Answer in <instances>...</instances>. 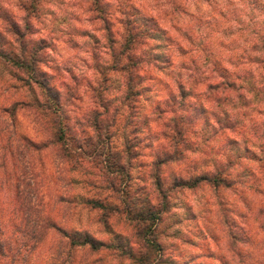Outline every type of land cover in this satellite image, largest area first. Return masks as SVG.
I'll return each instance as SVG.
<instances>
[{
    "label": "rangeland",
    "instance_id": "obj_1",
    "mask_svg": "<svg viewBox=\"0 0 264 264\" xmlns=\"http://www.w3.org/2000/svg\"><path fill=\"white\" fill-rule=\"evenodd\" d=\"M98 1L100 4L94 0H0V37L15 47L20 35L31 44L29 50L40 49L37 66L58 95L62 122L68 128L66 136L75 138L68 142L69 147L83 150L74 158H64L51 144L50 129L36 116L37 111L17 109V134L38 144L47 141L46 149L31 159L40 196L45 202L64 192L79 193L94 200L105 199L120 209L130 200L146 208L149 200L161 210V194L151 172L158 159L173 158L168 160L173 163L160 167L162 191L169 198L155 231L160 253L152 258L158 261L160 257L158 264H264V228L259 227L264 216L261 222L255 221V210L264 203V163L260 170L257 163L241 159L244 178L240 193L220 189L215 194L203 184L194 190L172 189L178 178L211 172L212 160L222 161L221 155L236 157L245 145L240 141L252 140L256 128V136L264 133V115L254 111L255 105L231 115L241 123L230 133L215 123L212 113L222 114L231 105L214 109L213 102L203 96L206 84L212 81L210 71L222 67L207 65L205 60L214 63L224 55L236 54L232 42L241 34L230 18L241 17L244 26L250 22V17L256 16L251 0ZM259 5L264 15V0ZM124 8L135 10L136 25L125 24ZM231 11H235L233 16ZM129 32L137 36L131 50L125 51ZM131 74L133 89L128 90ZM12 75V69L0 62V86L13 85L0 93L5 106L31 102L30 92L39 96L37 87L30 90ZM179 83L186 89L183 99ZM96 114H101L98 131L93 125ZM173 116L181 134L173 130ZM126 146L132 158L124 169L129 176L121 180L127 179V185L123 194H111L105 181L116 170L110 164L112 155L121 154L123 163L129 160L124 153ZM26 166L23 163V168ZM24 181L30 183L26 177ZM114 182L119 186V174ZM62 213L69 219L64 222L67 228L87 231L105 241L115 235L121 242L129 238L135 250L145 246L123 214L110 217L105 229L97 220L101 212L91 207L72 204L63 207ZM10 245L14 261L0 264H63V259L64 264L120 262L115 251L92 253L87 248L70 250L65 260L63 253L67 251L59 249L51 237L34 250L22 247V243Z\"/></svg>",
    "mask_w": 264,
    "mask_h": 264
},
{
    "label": "trees",
    "instance_id": "obj_2",
    "mask_svg": "<svg viewBox=\"0 0 264 264\" xmlns=\"http://www.w3.org/2000/svg\"><path fill=\"white\" fill-rule=\"evenodd\" d=\"M94 2L99 3L98 0H94ZM259 2L260 0H251V3H249L251 10L256 13V16H251L250 22L245 24V26L242 25L243 22H240L242 21L241 17L237 18L239 22L233 17L230 18L231 21L238 25L237 33L241 34L238 40L236 39L232 42L236 45V54L224 55L218 59V62L214 63L209 62V59L205 60L207 65L215 67L220 64L222 66L220 70L214 68L210 71V74H213L214 77L210 75L212 81L206 84L203 96L206 101L213 102L214 109H220L223 104L226 106L231 105V109L229 111L222 110V114L212 113L215 123L223 126L222 129L228 130L230 133H235L241 123L237 118L231 119V115L240 109L245 110L250 105H255L256 109L254 108V111L260 113L259 115H264V15L260 12L263 6L260 7ZM234 12L231 11V16L234 15ZM121 13L126 25L137 24V15L134 14V9L124 8ZM222 16H230V13H222ZM4 18L6 17L4 16ZM102 21L106 23L103 18ZM129 33L123 44L125 51L131 50L130 47L134 44V37L135 35L137 36V34L134 35L132 32ZM249 34H251L250 38L243 41V38ZM17 36L15 47H13L12 42L0 37V62L12 69V77H14L15 81L24 82L30 90L33 85L37 87L40 97L35 92H30L33 100L25 104L22 102L24 106L20 103H15L9 107L5 106L6 104L3 101H0V261H9L10 263L14 261V257L11 254L12 245H10L12 242L20 245L22 243V247L34 250L38 245L44 243L47 237H51L59 249L67 251V254L63 253L65 260L68 259L70 250L87 248L92 253H99L105 250L115 251L120 264L125 261L128 264H158L160 257L158 261L156 257L157 255L159 256L161 248L156 240L155 231L162 221L161 214L166 210L169 198V194H164L162 191L163 180L160 167L167 163H173L172 161L168 162V160L173 158L158 159L153 164L154 168L152 171L154 172H151L152 181L159 196L161 194V204H159L161 210H156L149 200L145 202V205L147 204L146 208L138 207L135 202L130 200L123 202V208L120 209L117 205L108 204L105 199L94 200V198L84 194L70 195L65 194V192L58 194L56 198H49L44 202V197L40 196L38 191L39 185L34 182L35 175H33V170L35 169L31 159L33 155L37 156L42 150L46 149L47 141L45 140L46 142L38 144L17 134V109L32 108L37 111L36 116L43 121L47 129H50L51 144L57 147V152L63 155L64 158H74L77 153L83 150L81 148L80 150L70 149L69 147L68 142L75 140V138L72 135L66 136L68 128L62 122L64 117L58 95L48 86L45 74L40 72L37 66L40 62L38 54L40 49L31 48L29 50L28 47L31 44L24 42L22 36ZM131 58L134 57L131 56ZM133 82V75L131 74L126 84L128 90L133 89ZM6 86H8L7 83L5 86H0V93L7 90L8 87H13V85ZM178 92L180 93V99L186 96V89L182 83L178 84ZM99 115L101 116V114H96L93 122L96 131L99 130H97ZM171 121L174 123L173 130L177 131L176 134H181L182 129L177 127L176 117L173 116ZM257 130L258 128L252 133V140L242 139L240 141L245 145L241 148V153H236V157L232 158L223 154L221 155L222 161L212 160L211 172L196 173L194 177L190 175L187 179L178 178L174 182L175 185L172 189L185 187L186 189L194 190L203 184L210 187L215 194H219L220 189H235L237 193H240L239 184H242L241 181L244 178L241 172L244 169L242 168L243 160L241 159L257 163L261 167L259 168L260 170L262 169L261 163H264V133L256 136L258 134ZM124 153L129 159L124 161V163L122 162L121 154L112 155L113 159L110 164L116 170L111 172L113 176L110 179L106 178L105 181L106 188L110 190L111 194H123L127 185V179H121L129 176L124 169H126L125 165H129L132 156L127 146ZM110 155L109 152L108 156ZM23 163L28 168H23ZM110 164H108L109 168ZM236 167L238 168L236 169ZM72 170L75 171L74 169ZM118 174L119 186L114 182ZM250 176L253 177V174ZM25 177L27 182L30 183H24ZM87 187L91 188L93 186ZM64 191H67V189H64ZM260 195H263V192ZM72 204L84 205L91 207L93 210H99L101 214L97 220L102 223L105 229L109 227L108 221L110 217L125 215L126 223L132 227L135 237L138 239L140 237L145 246L135 250L132 244L134 242H131L129 238H124V241L121 242L118 235H115V238L105 241L94 238L87 231L67 228L64 222L67 223L69 219L67 220L62 216V210L63 207H70ZM56 206L57 208L55 209ZM55 212H58V214ZM255 216L257 223L262 221L264 203L259 204L255 210ZM263 225L264 223L261 222L259 227L263 229ZM229 236L230 238L236 237L233 234H229ZM18 250L16 248V251ZM153 254L156 257L152 258ZM62 263H65L64 259Z\"/></svg>",
    "mask_w": 264,
    "mask_h": 264
}]
</instances>
